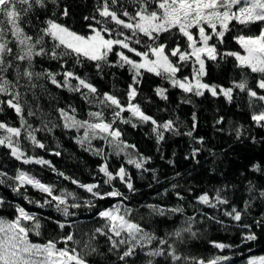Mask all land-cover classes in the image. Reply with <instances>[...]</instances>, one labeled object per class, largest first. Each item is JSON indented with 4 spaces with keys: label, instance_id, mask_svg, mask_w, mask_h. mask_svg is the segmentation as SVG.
Returning a JSON list of instances; mask_svg holds the SVG:
<instances>
[{
    "label": "snow or ice",
    "instance_id": "1",
    "mask_svg": "<svg viewBox=\"0 0 264 264\" xmlns=\"http://www.w3.org/2000/svg\"><path fill=\"white\" fill-rule=\"evenodd\" d=\"M71 15V7L65 0H0V114L6 106L19 121L15 126L10 121L0 120V147L6 148L22 165L49 167L89 194L82 199L74 191L57 190L55 184L43 182L22 167H17L14 175L0 170V185L9 187L17 195L31 186L45 198L32 200L25 194L23 198L29 204L54 208L64 218L42 217L18 203L12 205L13 215H0V264H95V256L107 259L109 255L115 256L113 264H136L141 257L142 264H161L158 258H163L162 264L228 261L230 258L225 255L204 257L183 251L188 240L199 234L198 216L223 223L206 212L194 208L188 215L179 204L170 208L147 204L149 216L168 217L173 225L162 235L143 223V217L139 221L133 219L135 209L125 204L130 197L114 182L118 180L130 193L137 191L126 165L142 173L151 171L153 180L158 182V179L155 169L146 167L151 157L139 153L136 145L124 140L118 124H130L133 128L150 125L157 145L165 141L167 133L182 134L183 122L178 117L158 120L137 102L144 75L152 74L163 82L153 88L154 94L163 101L169 99L170 89H179L185 94L187 98L181 101L185 104L192 103V96L202 97L206 92L212 97L222 96L230 104L238 93L246 94L251 121L257 128H264V0H95L92 12L83 16L84 28L80 30L67 23ZM229 37L239 50L228 46ZM229 58L234 61L239 79H232L228 86L205 82L207 63L218 64ZM89 66L94 67L95 75L100 78L108 74L106 69H126L131 78L125 90L126 98L113 92L101 93L92 74L85 71ZM249 74H255L256 79L250 80ZM48 85L78 95L88 105L86 116L81 117L72 104L61 107L57 103L55 119L49 118L51 113L39 110L38 105L34 110L27 94L31 92L35 96L34 90L39 88L55 100ZM145 101L152 103L149 97H145ZM30 117L38 118L40 125L31 123ZM223 121L221 116L216 124ZM197 126V114L193 112L191 127L183 135L201 147H192L190 156L185 159H195L202 151L204 138L194 136ZM57 127L74 130L76 143L101 158L94 182L83 183L66 176L51 161L27 152L24 141L33 149L47 151L38 133H52ZM244 132L243 125L237 126L236 139H241ZM251 139L257 142L255 136ZM94 141H102L104 146L96 147ZM113 155L123 157L117 168L110 165ZM252 170L260 172L261 165L253 164ZM105 185L110 190L102 191ZM177 188L178 185H171V190ZM256 191L250 181L249 198L243 201V207L231 204L225 190L220 188L201 191L195 201L210 209L219 210L224 206L223 215L246 230L242 242L254 241L257 237L251 231L253 225L240 222L250 213L252 202L257 198L253 195ZM168 192L166 188L164 194ZM175 195L179 201L185 200L181 192L175 191ZM108 197L120 199L96 211L95 215L104 223L94 229L81 247L82 242L76 239L75 232L67 231L75 227L71 219L77 217L75 210L82 207L91 210L97 207L94 201ZM258 198L264 199V188L258 190ZM6 203L10 202L0 197V208ZM44 220L54 224L60 232L45 236ZM254 224L264 227V214ZM98 236L105 238L107 253L100 250ZM209 243L216 249L232 247L218 241ZM247 264H264V256L250 257Z\"/></svg>",
    "mask_w": 264,
    "mask_h": 264
},
{
    "label": "trees",
    "instance_id": "2",
    "mask_svg": "<svg viewBox=\"0 0 264 264\" xmlns=\"http://www.w3.org/2000/svg\"><path fill=\"white\" fill-rule=\"evenodd\" d=\"M71 7L72 15L67 19L69 25L74 26L77 30L84 28L83 16L92 12L95 0H65ZM257 31V28L253 29ZM235 34V33H233ZM228 46L232 50H239V46L229 37ZM114 59V57H113ZM48 66L47 62L44 65ZM53 68L55 64L53 63ZM93 76V80L100 92H113L117 96L125 99V90L128 83L131 82L130 74L126 69H106L108 73L103 78L95 75L94 67L89 66L85 69ZM190 71V69L188 70ZM188 71L184 74L187 75ZM115 73V76L112 75ZM207 76L204 78L207 83L223 84L228 86L232 79H239V72L234 68V61L229 58L227 61H220L218 64L209 61L207 63ZM250 80L256 79L255 74H249ZM163 82L159 77L152 74H145L142 83L139 86L141 92L137 102L151 115L158 120L169 118H179L183 123L180 125L181 135L166 134V139L160 145H157L155 137L151 133L150 125H141L133 128L130 124H118L123 131V139L129 144L136 145L139 153L151 157L150 162L146 165L148 169H155L157 180H153L152 172H141L134 166L126 165L132 175V180L136 192L130 193L128 190L115 181V186L126 196L130 197L125 204L135 209L133 213L134 220H141L151 230H158L159 234L170 230L173 225L168 217L149 216V210L145 207L147 204H157L163 207H175L178 204L185 207L186 214L191 215L196 210L206 212L210 216H215L217 220L223 223H217L215 220L203 219L197 217L198 236L190 238L187 246L183 249L186 253L193 255H203L207 257L215 255H225L230 259L223 261L221 264H247L250 257L264 255V227L257 226L254 221L264 214V199L258 198V190L264 188V128H257L250 119V112L247 105V96L238 93V97L231 104L222 96L212 97L210 93H205L202 97L192 96L191 104L182 103L185 97L179 89H170L167 101L160 100L153 92V88ZM165 87H169L164 84ZM23 91V90H22ZM35 96L31 92L27 94V100L36 110L44 113H51L50 119H55L56 113L54 108L57 106L64 107L72 104L77 107L81 117L86 116L88 105L80 99L78 95L70 94L67 91L56 89L48 85V91L56 99L53 100L48 93L37 88L34 90ZM145 97L151 98L152 103H147ZM158 109H167V111H158ZM196 112L198 126L194 136L203 137L204 143L202 151L195 159L188 158L192 147H201L195 144L191 138L183 135L192 123V113ZM39 115V112H38ZM224 117L222 124L217 125L216 120ZM0 120L10 121L13 125L18 126L19 121L13 110L5 106L4 113L0 114ZM29 121L35 126L40 125L36 117H30ZM243 125L245 132L241 139L237 140L234 129ZM223 129L222 131L218 129ZM77 133L57 127L52 133L39 132L38 137L47 145V151L42 149H33L27 141H24L25 148L29 154L42 156L52 162L58 171L63 172L66 176L78 179L83 183L94 182V176L97 174V165L101 163V158L93 155L91 152L84 151L76 143L74 137ZM255 136L256 143L252 142L251 137ZM96 147H102V141L93 142ZM59 151L61 154L56 156L54 153ZM131 151V150H129ZM173 161L169 164L168 161ZM123 162V157L112 156L110 165L112 168L119 167ZM259 163L260 172H254L252 165ZM22 167L25 170L34 173L43 182L55 184L57 190L67 189L74 191L79 197L88 198L83 189L72 184L70 180H65L58 176L49 167L40 165H22L8 154V150L0 147V170L6 171L9 175L15 174V169ZM180 175L177 176L176 174ZM101 178V177H98ZM256 186L257 191L253 193L257 198L253 200L250 213L246 214L240 224H252V232L256 234L257 239L254 241L242 242L243 234L246 231L235 221L223 215L224 206L219 210L210 209L207 206L199 205L195 201V196L201 191L213 190L215 188L224 189L231 204L243 207V201L249 198V182ZM176 184L178 188L175 191L181 192L185 196L184 201H179L175 191L171 190V185ZM151 185V186H150ZM169 189L164 194L165 189ZM191 189V192H189ZM103 190H110L108 186H102ZM27 195L32 200L43 201L44 194L31 186H26L21 195L13 193L5 185H0V197H3L6 203L0 208V215L11 216L14 214V204H20L28 211L39 214L42 217H52L53 219L64 218L55 212L54 208H40L35 204H29L23 196ZM120 198L108 197L103 200H96V208L88 210L81 208L77 211V217L71 218L75 221L74 228H68L67 231H73L76 239L80 240L81 247L83 242L89 239L96 227L103 225V221L95 215L98 209L108 208L119 202ZM171 215V214H169ZM175 219V217H173ZM183 219V217H180ZM203 220L202 223L199 221ZM45 236L56 235L60 232L51 222L44 220ZM179 222V221H177ZM39 240L40 238H35ZM209 241L223 242L232 245L230 248L216 249ZM97 244L100 250L107 253V243L104 237H97ZM95 264H113L115 256L109 255L107 259L103 256H95ZM163 262V258H158ZM143 257L137 259L136 264H142Z\"/></svg>",
    "mask_w": 264,
    "mask_h": 264
},
{
    "label": "rangeland",
    "instance_id": "3",
    "mask_svg": "<svg viewBox=\"0 0 264 264\" xmlns=\"http://www.w3.org/2000/svg\"><path fill=\"white\" fill-rule=\"evenodd\" d=\"M195 256H203V255H195ZM259 256H264V255H259ZM259 256H256V257H259ZM204 257H207V256H204Z\"/></svg>",
    "mask_w": 264,
    "mask_h": 264
}]
</instances>
